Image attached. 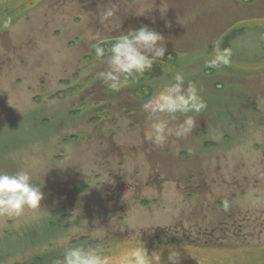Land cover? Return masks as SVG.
<instances>
[{
  "label": "rangeland",
  "instance_id": "rangeland-1",
  "mask_svg": "<svg viewBox=\"0 0 264 264\" xmlns=\"http://www.w3.org/2000/svg\"><path fill=\"white\" fill-rule=\"evenodd\" d=\"M108 2L0 0V171L30 169L45 194L36 210L0 216V264L86 244L107 264L143 246L154 264H170L173 247L179 264H264V0H113L117 11L102 23ZM145 25L165 36L166 51H182L181 60L145 72L139 96L133 80L109 88L100 78L107 65L87 54ZM233 25L240 29L220 43ZM225 47L231 63L207 66ZM176 72L197 85L207 107L193 114L189 140L157 147L144 139L142 103ZM195 164L204 185L216 183L211 173L233 185L221 204L196 188ZM243 174L258 181L244 183ZM80 179L89 187L74 192ZM234 187L241 189L228 215ZM63 208L65 230L38 243Z\"/></svg>",
  "mask_w": 264,
  "mask_h": 264
},
{
  "label": "clouds",
  "instance_id": "clouds-1",
  "mask_svg": "<svg viewBox=\"0 0 264 264\" xmlns=\"http://www.w3.org/2000/svg\"><path fill=\"white\" fill-rule=\"evenodd\" d=\"M100 8V20L108 22L114 17L117 5ZM143 13H139L141 15ZM165 36L147 25L123 34L106 50L97 46L95 54L107 65L100 73L101 80L111 89L119 90L123 81L134 80L152 69L154 62L164 57L166 52ZM233 50L230 47L215 49L206 61L211 68L228 66ZM207 104L194 82H186L183 72H176L171 82L154 93L142 103L146 114L144 139L157 146H165L171 138H183L197 127L196 115L206 109ZM183 117V119H179ZM42 186L33 181L30 169L14 172L0 171V216L19 217L26 208L36 210L44 200ZM153 254L143 247H136L125 254L120 264H154ZM180 252L169 249L170 264H179ZM57 264H107L103 251L98 247L66 248L63 260Z\"/></svg>",
  "mask_w": 264,
  "mask_h": 264
},
{
  "label": "trees",
  "instance_id": "trees-1",
  "mask_svg": "<svg viewBox=\"0 0 264 264\" xmlns=\"http://www.w3.org/2000/svg\"><path fill=\"white\" fill-rule=\"evenodd\" d=\"M252 1L254 0H247V2L251 3ZM235 31V30H234ZM232 31V32H234ZM230 35H228L226 37L229 38ZM115 42V41H108V42H100L98 44L95 45L94 49L92 50V52H90L87 57H95L96 54H95V48L97 46H101L103 47L105 50H106V55H107V52L108 50H110V47L112 45V43ZM170 52H173L174 51H169L168 53ZM93 54V56H92ZM161 64L160 63H156L154 62L153 64V68L152 70H159L161 68ZM152 71H147V75L151 74ZM148 77H145V75L143 74L142 76H138L137 78H135L133 80L134 83H137V86H136V89H135V94L136 95H140V94H144V91H147L146 89V82L144 81L145 79H147ZM152 88V86H150ZM150 94H146L143 98H147ZM79 183V184H78ZM89 187V184L87 182H85L84 180L80 179L78 180V182L72 187V190L74 192H77V191H86ZM73 193H71L70 196H72ZM72 198V197H70ZM65 203H68L67 201ZM57 213H61L63 215L62 218L60 219H55V220H51L50 222L47 223L46 225V231L44 232V234L38 239V243H51L50 242V239H51V236H54V235H58L60 232H63L67 226V224L65 223V220L63 219H66L67 218V213H66V209L63 208L61 211H57ZM49 232V233H48ZM84 238V237H83ZM86 238V237H85ZM78 241H73L72 243H77ZM73 246V245H72ZM71 247V246H69ZM69 247H65V246H61V248L57 249V250H51L48 254H38V255H35L32 260L30 261H26V262H21V263H15V264H46L47 262L51 263L52 264H57L58 261H61L63 259V255H64V251L66 248H69ZM75 247V246H74ZM87 247H92V245L90 244H86L85 248Z\"/></svg>",
  "mask_w": 264,
  "mask_h": 264
},
{
  "label": "flooded vegetation",
  "instance_id": "flooded-vegetation-1",
  "mask_svg": "<svg viewBox=\"0 0 264 264\" xmlns=\"http://www.w3.org/2000/svg\"><path fill=\"white\" fill-rule=\"evenodd\" d=\"M235 32L236 31L231 32L230 36H231V34H234ZM192 33H193V36H195L196 38H199V36L201 34V28L197 31L192 29ZM223 39H224V36L222 37V40ZM3 66H4V64L2 62H0V68ZM190 138H191V136L188 135L187 137L182 138V142L189 140ZM147 145H149V144H147ZM148 147L151 149H154L153 146H148ZM205 168H207V167H205ZM175 170H179L182 172L183 168L177 167V168H175ZM171 171H173V170H171ZM203 171L205 172V170H204V168H202V166H194V172L195 173L198 172L196 174V177L199 174V178L196 179V177H195V180H197V182L200 184V185L197 184L196 188L198 190H203L206 193V196H208L209 194H212L213 199H210L209 202L214 203V204H221L222 202L220 200H223L224 197L220 196V194L226 190L229 192L230 187L233 185L231 183H229V181L223 182L222 179H220V181L217 182L216 178L212 177L213 176L212 173L210 174L211 182H216V183L214 185H204V183H208V182L204 181L205 180V176H204L205 173ZM241 178H242L241 181L244 183H252L253 180H255V182L258 181V178L255 179L254 177H251L249 174H243ZM177 179H178V181L181 180L178 177L176 178V180ZM239 189H241V188L234 187L233 189H231V197L229 196V197L225 198V199H229V201H226V203L228 205H230V207L226 210L228 215H231V213H229V212H231V210H229V209L232 207L231 206L232 205V199L238 198L236 196V191ZM247 213H250V212H247ZM261 215H264V214H261ZM256 221H257V219H256ZM261 223H263V222H261ZM263 225H264V223H263ZM260 232H263V228L260 229Z\"/></svg>",
  "mask_w": 264,
  "mask_h": 264
},
{
  "label": "bare ground",
  "instance_id": "bare-ground-1",
  "mask_svg": "<svg viewBox=\"0 0 264 264\" xmlns=\"http://www.w3.org/2000/svg\"><path fill=\"white\" fill-rule=\"evenodd\" d=\"M239 3H240V4L242 3V4L245 5V6L250 4L249 2H247V0H240ZM7 12H8V11L5 10V12H2L1 15H6ZM9 22H10V21H8V22L4 25V27H5L7 24H9ZM127 33H128V32L120 33V35L117 36V37L115 38L114 41H116L118 37L122 36L123 34H127ZM194 37H195V36H194ZM195 38H196V37H195ZM99 43H100V42H99ZM96 44H98V43H95V44L93 45V47L91 48V52H92V50L94 49V47H95ZM180 52H182V51H174V53H173V52H170V53H166V52H165V55H164L162 61L157 62V63H160V64L162 65L161 67H163V63H165V62H171V63L174 65V63H176L178 60H181V59H178V57H177V54L180 53ZM92 56H93V54H92ZM171 56H172L173 58H171ZM177 59H178V60H177ZM152 68H153V67H152ZM149 71H152V72H153L154 70L150 69ZM194 166H202V165H200V164H195ZM207 166H208V165H205V167H207Z\"/></svg>",
  "mask_w": 264,
  "mask_h": 264
}]
</instances>
